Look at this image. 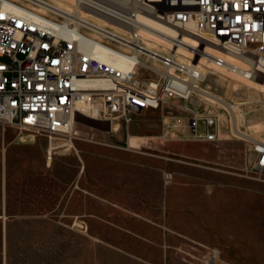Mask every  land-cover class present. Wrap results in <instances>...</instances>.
<instances>
[{
    "label": "rangeland",
    "instance_id": "1",
    "mask_svg": "<svg viewBox=\"0 0 264 264\" xmlns=\"http://www.w3.org/2000/svg\"><path fill=\"white\" fill-rule=\"evenodd\" d=\"M202 86L234 99L255 141L220 105L218 140H163L178 99L128 124L77 115L50 160L46 136L0 126V264H264V91L222 73Z\"/></svg>",
    "mask_w": 264,
    "mask_h": 264
},
{
    "label": "built area",
    "instance_id": "2",
    "mask_svg": "<svg viewBox=\"0 0 264 264\" xmlns=\"http://www.w3.org/2000/svg\"><path fill=\"white\" fill-rule=\"evenodd\" d=\"M77 1L88 17L49 0H0L3 130L72 141L77 115L128 124L132 113L178 99L183 113L163 118L161 138L216 141L219 117L203 100L207 74H264V0ZM138 12L172 29L160 32L166 44L149 46L135 31ZM241 95L234 87L232 96ZM254 151L264 171V141Z\"/></svg>",
    "mask_w": 264,
    "mask_h": 264
},
{
    "label": "bare ground",
    "instance_id": "3",
    "mask_svg": "<svg viewBox=\"0 0 264 264\" xmlns=\"http://www.w3.org/2000/svg\"><path fill=\"white\" fill-rule=\"evenodd\" d=\"M51 4L57 8L62 9L63 11H66V12L74 11V13L78 14L80 17H88V14L83 12L80 9V6H78L77 0H53V2H51ZM94 20H96L98 22L101 21L98 19H94ZM136 20H137V22H139L141 24H138V25L136 24L135 31H137L139 35H141V36H143V37H145L151 41L148 43L149 46H151L152 44H155V43H159V44H166L167 43V39L163 35H161L160 32H163V33H166L169 35L174 34L172 29L161 24L160 22H158L157 20H155L154 18H152L151 16H149L147 14H143V13L138 12L136 14ZM231 60H233L237 64H240V62L238 61V58H233ZM108 62H114V61L108 59ZM115 63L116 62H114V64ZM115 65H118V64L116 63ZM216 73H222L226 76L228 75V76L236 79L237 81H243L246 84V86H248V87L254 86L257 88H261V90L264 91V76L262 78V81L259 82L260 80L257 81L258 78L251 79V80H244L240 73H231L227 70L217 71ZM237 85H235L234 87L237 88ZM202 90H204V93H203V99L204 100H206L208 103L215 105V106L216 105L223 106L228 111V113L230 114V118H231L232 132L235 135H238V136L244 137L246 139L255 141V139H253L251 136H249L247 133H245L243 130H241L240 126H241V124H243L244 117H243L242 111L239 110V105L237 103H235V104L232 103L234 99L233 100L231 99L232 101H229V100H226L224 98H221V97L215 95L214 93H212L211 91H209L206 87H203ZM117 125L118 124L115 125L116 126L115 129L118 128ZM30 137H31V135H30ZM129 139H130V137H129ZM129 139H128V144H129ZM32 140H33V138H32ZM68 144L69 145L72 144V141H69ZM52 147L53 146H52V138H51L50 147L48 149V154L50 155V156H48L49 157L48 160H50L52 158Z\"/></svg>",
    "mask_w": 264,
    "mask_h": 264
}]
</instances>
